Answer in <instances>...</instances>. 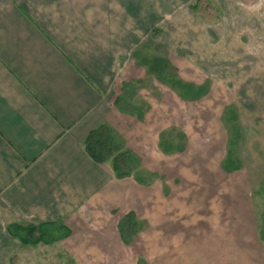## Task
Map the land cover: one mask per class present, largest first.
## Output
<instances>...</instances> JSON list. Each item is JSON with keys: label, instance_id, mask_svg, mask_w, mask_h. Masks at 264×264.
Returning <instances> with one entry per match:
<instances>
[{"label": "rangeland", "instance_id": "374dc122", "mask_svg": "<svg viewBox=\"0 0 264 264\" xmlns=\"http://www.w3.org/2000/svg\"><path fill=\"white\" fill-rule=\"evenodd\" d=\"M194 2L144 0L143 73L122 93L143 118L109 124L154 181L113 176L111 198L33 245L32 264H264V0H210L216 22Z\"/></svg>", "mask_w": 264, "mask_h": 264}, {"label": "crops", "instance_id": "0c3cea01", "mask_svg": "<svg viewBox=\"0 0 264 264\" xmlns=\"http://www.w3.org/2000/svg\"><path fill=\"white\" fill-rule=\"evenodd\" d=\"M144 23V0H0V264L36 263L11 225L74 233L111 198L84 140L130 117L115 101L141 79Z\"/></svg>", "mask_w": 264, "mask_h": 264}, {"label": "trees", "instance_id": "16d2710c", "mask_svg": "<svg viewBox=\"0 0 264 264\" xmlns=\"http://www.w3.org/2000/svg\"><path fill=\"white\" fill-rule=\"evenodd\" d=\"M191 8L209 22H216L219 19L220 11L211 5L210 0H195ZM156 71L160 72L162 70L159 67ZM158 78L160 79L161 77L159 76ZM177 82L181 83L179 80L170 79L171 85ZM132 86L133 84L131 83H125L124 91H131ZM185 86H187V91L191 92L188 90L190 87L188 85ZM115 105L123 113L135 115L140 120L143 118V114L137 113L139 109L132 107L128 100L124 98L123 94L117 97ZM84 146L87 153L97 163H109L115 177H133V179L143 185H149L154 181V178H147V175H152L143 168L142 161L138 158L137 154L126 145L124 138L119 132L113 129L108 123L103 122L94 128L85 138ZM161 146L164 150L171 151L167 149L163 143H161ZM231 155L232 153L223 163V167L227 171H234L240 168L238 162L234 160ZM118 230L125 243L129 244L132 242L138 230V221L134 213L130 212L126 214L120 220ZM56 231H66V233L55 237L54 234ZM10 232L23 244L36 245L39 243L50 244L66 238L70 235L71 231L65 225L57 226L55 222H44L38 225H11ZM140 264H144V262L142 261Z\"/></svg>", "mask_w": 264, "mask_h": 264}]
</instances>
